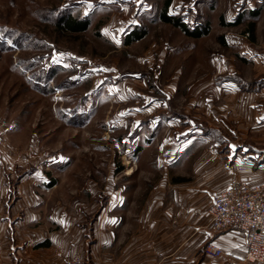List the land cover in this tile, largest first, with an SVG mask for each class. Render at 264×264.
<instances>
[{
	"label": "rangeland",
	"instance_id": "1",
	"mask_svg": "<svg viewBox=\"0 0 264 264\" xmlns=\"http://www.w3.org/2000/svg\"><path fill=\"white\" fill-rule=\"evenodd\" d=\"M223 1L170 0L188 27L208 23L191 36L160 18L164 0H0V184L33 178L82 218L89 245L98 219L122 223L163 175L168 191L202 181L205 154L262 161L263 43L246 22H219ZM65 15L87 28H58ZM130 31L143 36L127 44ZM168 142L174 158L161 160Z\"/></svg>",
	"mask_w": 264,
	"mask_h": 264
},
{
	"label": "crops",
	"instance_id": "2",
	"mask_svg": "<svg viewBox=\"0 0 264 264\" xmlns=\"http://www.w3.org/2000/svg\"><path fill=\"white\" fill-rule=\"evenodd\" d=\"M221 5L219 22H246L251 40L262 41L264 48V0H224ZM174 148L170 142L156 145L165 161L173 157ZM219 159L205 154L196 172L202 181L176 179L182 183L169 191L165 185L172 181L163 175L148 199L134 208L133 203L124 206L122 223L115 211L105 223L98 219L89 245L84 241L82 218L68 213L60 202L51 205L49 196L35 193L33 178L24 177L13 185L2 183L0 264H63L74 254H87L93 264H264L246 261L238 231H215L209 214L214 195L228 186L232 175L247 183L263 181L264 159L255 165L233 154L229 167ZM173 217L177 224H172ZM209 241L219 245L223 254L204 255L203 246Z\"/></svg>",
	"mask_w": 264,
	"mask_h": 264
},
{
	"label": "built area",
	"instance_id": "3",
	"mask_svg": "<svg viewBox=\"0 0 264 264\" xmlns=\"http://www.w3.org/2000/svg\"><path fill=\"white\" fill-rule=\"evenodd\" d=\"M43 190L49 191V187ZM209 214L215 231H238L244 240L246 261L264 262V180L247 183L232 175L228 186L214 195ZM202 252L213 257L223 254L222 248L212 241L205 243ZM63 264H81L80 257L75 255Z\"/></svg>",
	"mask_w": 264,
	"mask_h": 264
},
{
	"label": "trees",
	"instance_id": "4",
	"mask_svg": "<svg viewBox=\"0 0 264 264\" xmlns=\"http://www.w3.org/2000/svg\"><path fill=\"white\" fill-rule=\"evenodd\" d=\"M170 0H164L163 4V10L160 13V18L164 22H168L173 24L174 26H178L179 28L182 29V31L188 35L191 36H199L201 33H206L208 30V23H200L197 25L194 29L188 27L185 23L180 21L178 17H176L173 14L167 13V7L169 6ZM56 25L58 28L64 30L65 32H78V31H83L87 28L88 26V21L86 19H81L78 18L77 16H72V15H65L62 18H59L56 22ZM253 25H250V29H252ZM134 31H130L128 33V38L125 40V43H130L134 40L140 39L143 34H134ZM53 184V182H52Z\"/></svg>",
	"mask_w": 264,
	"mask_h": 264
}]
</instances>
